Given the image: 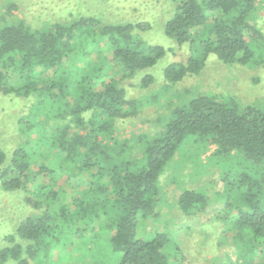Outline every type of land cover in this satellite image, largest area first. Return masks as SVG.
<instances>
[{
  "label": "trees",
  "instance_id": "trees-1",
  "mask_svg": "<svg viewBox=\"0 0 264 264\" xmlns=\"http://www.w3.org/2000/svg\"><path fill=\"white\" fill-rule=\"evenodd\" d=\"M255 1L170 0L164 34L189 54L164 67L165 80L197 75L211 55L230 65L262 61L253 49L261 35ZM165 50L131 24L97 18L32 28L14 17L0 26V93L35 99L17 121L23 143L10 154L0 147V197L18 192L27 209L4 239L11 246L0 249V264H61L88 255L100 264H173V255L184 264L175 233L154 224L162 217L159 179L186 143L213 145V157L227 168L225 231L236 246L227 264H264V106L200 95L173 109L151 137L114 136L117 121L136 116L120 83L150 69ZM152 81L145 75L140 84ZM44 150L61 161L39 164ZM234 164L244 167L235 171ZM176 204L185 217L208 208L193 190ZM74 237L80 241L71 248Z\"/></svg>",
  "mask_w": 264,
  "mask_h": 264
},
{
  "label": "rangeland",
  "instance_id": "rangeland-1",
  "mask_svg": "<svg viewBox=\"0 0 264 264\" xmlns=\"http://www.w3.org/2000/svg\"><path fill=\"white\" fill-rule=\"evenodd\" d=\"M255 3L260 9L256 27L261 35L253 41V49L262 61L251 66L230 65L211 55L197 75L185 76L173 84L165 80L163 69L173 61L185 62L189 48L176 45L164 34L163 25L173 9L170 0H0V26L14 17L32 28L97 18L105 24H131L135 27V34L145 42L167 49L163 58L150 69L120 83L125 98L135 102L136 116L117 121L114 136L119 141L127 139L132 142L139 136L155 135L163 129L173 109L200 95H215L241 106H264V0ZM145 75L151 76L153 81L142 87L140 80ZM34 101V97L15 98L0 93V147L8 154L24 141L17 129V121L31 111ZM203 147L204 143L181 145L161 175L159 202L162 217L154 227L157 230L170 228L175 233L187 259L184 264H227L236 250L234 239L225 231L224 203L228 196L224 173L227 168L213 157V145ZM60 159L57 154L44 150L38 163L49 165L60 162ZM233 166L235 171L244 167ZM79 184L77 182L76 186ZM185 190L197 191L206 197L208 208L204 214L187 217L181 214L176 203ZM17 194L11 192L5 195L7 197H0L4 206L0 209V249L11 246L4 239L27 213ZM146 225L144 223L143 227L148 229ZM79 241L77 237L71 239V248ZM171 259L176 264L173 255ZM98 260L88 255L77 260L68 258L61 264H100Z\"/></svg>",
  "mask_w": 264,
  "mask_h": 264
}]
</instances>
